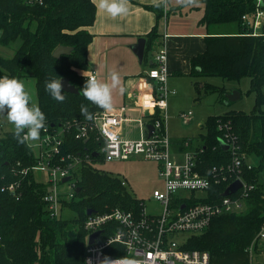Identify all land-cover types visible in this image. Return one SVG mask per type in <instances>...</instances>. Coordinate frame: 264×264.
Returning a JSON list of instances; mask_svg holds the SVG:
<instances>
[{"label": "trees", "instance_id": "trees-1", "mask_svg": "<svg viewBox=\"0 0 264 264\" xmlns=\"http://www.w3.org/2000/svg\"><path fill=\"white\" fill-rule=\"evenodd\" d=\"M200 1L204 3L200 23L208 31L206 50L194 56L190 74L235 81L247 76L251 79L249 93L256 95L251 111L230 109L210 115L201 124L205 132L197 137L199 146L193 154L199 172L211 180L210 198L205 201H218L236 180H244L253 188L243 212L214 218L207 230L191 236L188 248L208 251L211 264H264L254 262L247 250L264 224V182L260 180L264 170V25L258 35L243 25L242 15L254 11L257 0ZM153 8L159 17L163 15L162 7ZM96 15L93 0H0V43L17 44L12 57L0 55V76L21 80L35 77L38 106L46 116L40 135L62 133L55 161L68 164L73 157L79 160L74 177L80 188L71 200H63V212L68 209L74 215L65 217L62 213L51 218L44 200L47 188L31 169L38 163L32 145L20 143L12 131L4 132L0 137V234L4 243L0 264H85L89 209L105 213L119 207L139 214L145 205L120 176L96 166L102 161V140L97 131L77 137L80 127L90 125L104 110L80 93L62 89L66 99L57 102L45 91V81L59 76L69 77L79 90L83 87L89 77L85 70L93 40L87 28L94 24ZM214 25H225V29L210 30ZM160 37L156 28L147 34V53ZM60 45L73 49L56 58L53 53ZM203 86L218 90L227 99L226 88L208 83ZM81 105L88 108L91 119L82 114ZM159 117L157 110L149 122L155 123ZM222 141L230 145L228 150L222 147ZM234 151L242 160L239 168L232 166ZM253 155L259 158V164L249 168L245 158ZM11 183L20 184L19 199L11 191L2 190ZM258 243L255 253H264V241L262 246Z\"/></svg>", "mask_w": 264, "mask_h": 264}, {"label": "built area", "instance_id": "built-area-1", "mask_svg": "<svg viewBox=\"0 0 264 264\" xmlns=\"http://www.w3.org/2000/svg\"><path fill=\"white\" fill-rule=\"evenodd\" d=\"M242 21L243 25L252 29L254 35L260 34L264 25V0H257L255 10L243 14ZM167 59V51L162 46L155 54L154 64L145 79L147 87L143 96L147 98H144V104L148 106L146 114L151 116L156 114L157 110L160 112L159 119L152 123L154 130L151 134L144 119H140L145 126L140 138L128 139L122 136V125L129 120L125 115V107H121L117 112L103 111L90 125L80 127L77 135L79 138L87 137L89 130L97 131L98 138L102 140V160H127L135 155L142 156L159 164V173L164 179V189H155L153 192V196L163 204L162 211L158 214L148 213L144 205L139 214L117 207L105 213L93 212L88 216L85 222V228L89 232L86 239L85 264H100L106 257L118 264L121 257L127 256H134L138 264H211L208 251L188 248L191 236L207 230L214 218L240 213L247 207L252 184L241 180L243 185L236 192L222 194L218 201H205V198H210L208 191L211 180L199 172L195 155L189 153L184 165H179L172 159L166 128V109L168 97L175 91L170 90L167 85ZM90 76L97 77V72L93 71ZM181 116L190 120L193 112H182ZM62 137L61 132L40 135L37 142L39 152H35L38 163L31 168L33 171L37 168L45 170L51 176L49 181L52 188L44 195L51 218L62 215L63 200H71L77 189L76 182L69 183V190L59 188L63 178L70 176L72 179L79 162L76 157L68 164L55 161V156L61 150ZM235 151L232 166L239 168L242 160ZM245 159L248 167L252 168L254 165L249 158ZM122 182L126 185L124 179ZM19 185L11 183L2 187V190L11 191L19 199ZM201 192L204 195H198ZM97 231L102 233L93 243H89L90 235ZM263 241L264 224L247 248L251 258L254 257L255 245L258 242L261 245ZM3 244V236L0 234V248Z\"/></svg>", "mask_w": 264, "mask_h": 264}, {"label": "crops", "instance_id": "crops-1", "mask_svg": "<svg viewBox=\"0 0 264 264\" xmlns=\"http://www.w3.org/2000/svg\"><path fill=\"white\" fill-rule=\"evenodd\" d=\"M188 1L200 0H163V3L161 0H127L128 13L113 18L100 10L97 0H93L97 15L94 24L87 28L93 34V40L88 47V69L85 74L89 76L96 71L97 78L109 82L111 71L115 70L120 74V85L113 89L114 107L110 112H117L121 107H125V115L129 120L123 123L122 131L126 123L135 122L140 125L138 136L132 139L140 138L144 132L145 126L140 119H144L147 126L152 124L149 122L150 116L146 114L148 106L144 104L146 97L143 93L147 87V72L153 66L155 54L159 49L163 46L168 54V78L194 77L190 74L192 59L206 50L205 35L208 31L206 26L200 23L204 13L199 11L192 21L184 17L182 12ZM158 4V7L164 10L160 17L153 8ZM154 28L161 37L152 51L147 53L145 49L144 58L140 61L132 46L140 37L147 39V34ZM121 88L124 90L121 91ZM227 103L230 104L231 101ZM137 111L138 116H134Z\"/></svg>", "mask_w": 264, "mask_h": 264}, {"label": "rangeland", "instance_id": "rangeland-1", "mask_svg": "<svg viewBox=\"0 0 264 264\" xmlns=\"http://www.w3.org/2000/svg\"><path fill=\"white\" fill-rule=\"evenodd\" d=\"M204 13V3L202 1H188L185 4L182 15L188 17L191 21L197 17V13ZM181 16V14H179ZM225 25H214L210 30L224 31ZM206 31V28H205ZM1 33V32H0ZM17 44L5 46L0 43V55L12 57L15 53ZM27 89L32 95L33 101L38 104L35 77L23 79ZM250 77L244 76L240 81L228 80L221 76L201 77H169L167 85L170 90H174L167 100V118L166 128L170 138V155L179 165H184L189 153H194L199 142L197 137L205 132L201 126L206 119L212 114H223L230 109L251 111L254 107L256 95L254 92L249 93L251 86ZM205 83L215 85L219 88H226L227 91L239 90L242 93L240 99L227 103L218 90H208ZM203 84V85H202ZM199 89V90H198ZM173 94V95H172ZM198 96V98H197ZM142 105V103H141ZM192 111L193 116L187 120L181 116L182 112ZM138 116L137 113L133 114ZM131 116V114H130ZM12 131V125L5 117L0 116V137L4 132ZM140 125L135 122L126 123L123 126L122 135L132 139L138 136ZM131 137V138H130ZM37 142H29L34 152H39ZM249 161L253 165L259 164L257 156H250ZM78 165L76 167L78 168ZM96 166L101 170L110 172L113 175L120 176L126 181L128 190L136 197L142 199L145 209L150 214H158L162 211L163 204L153 196L155 189H164V179L159 173V164L156 161L146 159L142 156H133L127 160L99 161ZM34 175L37 181L42 182L45 188L51 189L50 174L41 169H35ZM75 174L72 179L59 185L61 190H69V183L75 182ZM260 180L264 182V170L260 173ZM204 195L203 192L198 195ZM65 217H71L74 213L71 210L63 212ZM263 242L261 243L262 246ZM264 245V244H263ZM254 262H264V253H254L252 257Z\"/></svg>", "mask_w": 264, "mask_h": 264}, {"label": "clouds", "instance_id": "clouds-1", "mask_svg": "<svg viewBox=\"0 0 264 264\" xmlns=\"http://www.w3.org/2000/svg\"><path fill=\"white\" fill-rule=\"evenodd\" d=\"M97 7L113 18L126 15L129 11L127 0H97ZM109 76L110 82L96 76L87 77L80 88V94L100 109L110 112L114 107L113 89L120 85L121 78L115 70L111 71ZM123 90L121 88V91ZM45 91L57 102H64L66 99L60 76L46 80ZM81 112L87 119L92 118L84 105H81ZM0 116L5 117L12 125V133L20 143L39 141L41 130L45 128V113L33 101L25 82L15 76H0ZM100 264H114V261L106 257ZM118 264L138 262L134 256H127L121 257Z\"/></svg>", "mask_w": 264, "mask_h": 264}, {"label": "water", "instance_id": "water-1", "mask_svg": "<svg viewBox=\"0 0 264 264\" xmlns=\"http://www.w3.org/2000/svg\"><path fill=\"white\" fill-rule=\"evenodd\" d=\"M146 42L147 39L145 37H140L137 42L135 44H133L132 49L133 51L136 53V55L139 57L140 61L143 60L144 58V54H145V49H146ZM73 47L71 46H67V45H60L58 46L53 55L56 58H60L63 54H68L72 51ZM62 82V89L68 92H72V93H80V90L71 83L70 78L69 77H63L61 79ZM227 97V101H236L238 99L241 98V92L239 90H233L230 93L226 94ZM148 130H149V134H151L154 130V126L153 124H148L147 126ZM222 147L226 150H228L230 148V145L224 141H222L221 143ZM71 179L70 176H67L65 178H63V182L69 181ZM243 185L241 180H236L234 182H232L224 191V195H229L231 193L236 192L239 188H241ZM80 188L76 189V192H79ZM94 211L89 209L88 210V214H92ZM102 233V231H97L94 232L90 235V239H89V243H93L96 238Z\"/></svg>", "mask_w": 264, "mask_h": 264}]
</instances>
